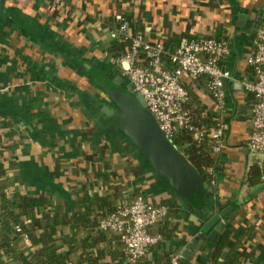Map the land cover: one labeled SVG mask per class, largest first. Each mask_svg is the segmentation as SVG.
I'll return each mask as SVG.
<instances>
[{
  "label": "crops",
  "instance_id": "obj_1",
  "mask_svg": "<svg viewBox=\"0 0 264 264\" xmlns=\"http://www.w3.org/2000/svg\"><path fill=\"white\" fill-rule=\"evenodd\" d=\"M117 15L145 41L204 35L227 43L222 67L232 77L221 111L204 77H181L194 114V105L204 104L213 118L222 113L226 121L212 193L185 200L102 113L112 102L100 80L130 83L108 52L118 41L110 36ZM263 20L264 0H0V161L7 192L44 197L52 209L69 211L78 209L83 193L119 201L142 195L166 205L171 237L137 262L122 257L118 264H153L157 254L175 255L178 264H224L233 255V264H264V178L256 186L245 182L248 167L264 157L248 147L254 100L241 86L243 78L252 80L246 58ZM224 209L236 214L220 220L217 236L230 230L220 253L214 256L215 240L206 239L185 253L211 215ZM0 264L18 263L0 250Z\"/></svg>",
  "mask_w": 264,
  "mask_h": 264
},
{
  "label": "built area",
  "instance_id": "obj_2",
  "mask_svg": "<svg viewBox=\"0 0 264 264\" xmlns=\"http://www.w3.org/2000/svg\"><path fill=\"white\" fill-rule=\"evenodd\" d=\"M116 20L118 25L110 30V36L128 43L127 50L116 62L132 83L134 93L143 97L160 129L168 138L181 128L193 131L195 139L208 133L216 141L214 151L221 152L226 130L224 114L215 117V127L209 132L202 127L197 129L185 109L189 94L181 77H204L207 92L221 111L226 94L223 79L232 77L230 71L222 67L228 53L225 40L204 35L182 37L165 60L162 41H145L142 34L131 32L127 18L117 15ZM246 64L252 68L253 77L252 80L243 78L241 86L254 100L248 147L264 157V20ZM167 214L166 205L151 204L138 195L131 201L120 200L116 210L102 219L97 228L119 235L127 260L135 262L146 255L150 246L158 243L160 235L151 234L149 228L163 221ZM169 264H178V257L172 256Z\"/></svg>",
  "mask_w": 264,
  "mask_h": 264
},
{
  "label": "trees",
  "instance_id": "obj_3",
  "mask_svg": "<svg viewBox=\"0 0 264 264\" xmlns=\"http://www.w3.org/2000/svg\"><path fill=\"white\" fill-rule=\"evenodd\" d=\"M179 41L180 37H173L163 42V59H168V54L174 51ZM124 46L125 42L118 40L108 51L115 61L126 51ZM190 100L189 97L185 109L189 111L192 123L197 129L202 127L209 132L215 127V118L205 110L206 105L199 103L194 105L197 110L194 114ZM169 139L204 181L212 185L221 163L220 152L213 149L216 141L208 133L195 139L194 132L184 128L176 129ZM263 178L264 159L254 161L247 169L245 182L248 186H256ZM118 202L109 196L83 193L78 199V209L69 211L61 206L52 209L44 197H24L17 192L11 196L6 190V169L0 161V250L16 259L18 264H118L120 258L127 257L119 235L109 231L96 235L88 233V229L97 227L102 219L116 210ZM59 228H62L61 234ZM173 231L166 218L151 226L149 232L160 235V240L149 249L159 247ZM229 235L230 230L226 228L217 236L214 256L227 245ZM170 258L167 254H157L153 264H168ZM234 258L235 255L231 256L224 264H233Z\"/></svg>",
  "mask_w": 264,
  "mask_h": 264
},
{
  "label": "water",
  "instance_id": "obj_4",
  "mask_svg": "<svg viewBox=\"0 0 264 264\" xmlns=\"http://www.w3.org/2000/svg\"><path fill=\"white\" fill-rule=\"evenodd\" d=\"M228 83H230L229 78H224V89L227 88ZM100 84L112 102L101 108L102 113L108 115L143 153L158 176L187 201L204 190L212 193L213 189L160 129L156 119L146 107L143 97L134 93L132 83L124 85L120 77H109L100 80ZM239 114L243 115L244 112ZM227 211L224 209L214 214L202 227L201 232L191 239L184 252L190 255L197 251L204 239L214 242L223 227L220 220L227 216ZM235 214L236 211H233L228 214V218L233 219Z\"/></svg>",
  "mask_w": 264,
  "mask_h": 264
},
{
  "label": "rangeland",
  "instance_id": "obj_5",
  "mask_svg": "<svg viewBox=\"0 0 264 264\" xmlns=\"http://www.w3.org/2000/svg\"><path fill=\"white\" fill-rule=\"evenodd\" d=\"M225 145V144H224ZM224 148V147H223Z\"/></svg>",
  "mask_w": 264,
  "mask_h": 264
}]
</instances>
